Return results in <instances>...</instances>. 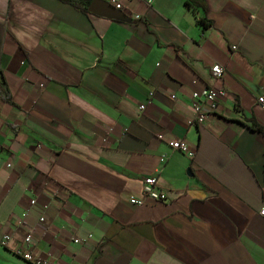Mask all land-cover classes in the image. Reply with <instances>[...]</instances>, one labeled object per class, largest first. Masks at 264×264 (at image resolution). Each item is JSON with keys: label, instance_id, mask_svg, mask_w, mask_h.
Returning <instances> with one entry per match:
<instances>
[{"label": "crops", "instance_id": "1", "mask_svg": "<svg viewBox=\"0 0 264 264\" xmlns=\"http://www.w3.org/2000/svg\"><path fill=\"white\" fill-rule=\"evenodd\" d=\"M121 2L0 0V229L54 264H264V0ZM152 176L168 199L132 204Z\"/></svg>", "mask_w": 264, "mask_h": 264}, {"label": "built area", "instance_id": "2", "mask_svg": "<svg viewBox=\"0 0 264 264\" xmlns=\"http://www.w3.org/2000/svg\"><path fill=\"white\" fill-rule=\"evenodd\" d=\"M116 10L123 12V5L121 0H103ZM211 78L213 84L202 88L199 92H192L191 95V108L193 116L191 118V124H203L210 115L217 113L218 108L222 100L226 97V91L218 87L216 84L222 78L224 74V68L218 64H214L210 68ZM175 96H172L174 98ZM256 104L264 109V98L257 97ZM145 108L144 105L140 106V110ZM170 146L174 151H178L184 154L187 158L192 159L194 152L189 148L188 144L182 139H175L170 142ZM165 156L160 158V162L164 163ZM146 199H150L156 202H165L168 199L167 192L160 190L157 186V179L155 176L148 177L144 180L142 189V197H132L130 202L136 205H142ZM35 201L32 200L31 204ZM258 214L264 218V202L259 208ZM43 220V219H41ZM75 243L83 242L81 239H75ZM32 239L29 235H26L21 241L15 242L13 236L0 229V246H3L11 250L14 254L21 257L23 260L30 264H54L47 259H42L36 256L31 248Z\"/></svg>", "mask_w": 264, "mask_h": 264}, {"label": "water", "instance_id": "3", "mask_svg": "<svg viewBox=\"0 0 264 264\" xmlns=\"http://www.w3.org/2000/svg\"><path fill=\"white\" fill-rule=\"evenodd\" d=\"M87 10L93 15L110 20H116L126 23H129L131 21V19L127 17L122 11L116 10L114 7L103 0H91L87 7Z\"/></svg>", "mask_w": 264, "mask_h": 264}, {"label": "trees", "instance_id": "4", "mask_svg": "<svg viewBox=\"0 0 264 264\" xmlns=\"http://www.w3.org/2000/svg\"><path fill=\"white\" fill-rule=\"evenodd\" d=\"M62 2L68 3L72 6H74L75 8H78L79 10H81L82 12H87V7L89 5V3L91 2V0H60ZM185 6L186 7H190L192 5H199L202 6L203 0H185ZM252 131H256L259 134H261L262 136H264V129L256 124H253L251 127ZM263 194H264V190H263ZM264 202V200H263Z\"/></svg>", "mask_w": 264, "mask_h": 264}]
</instances>
